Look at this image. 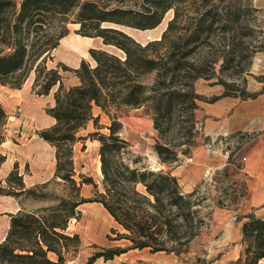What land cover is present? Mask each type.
Instances as JSON below:
<instances>
[{
	"label": "trees",
	"instance_id": "16d2710c",
	"mask_svg": "<svg viewBox=\"0 0 264 264\" xmlns=\"http://www.w3.org/2000/svg\"><path fill=\"white\" fill-rule=\"evenodd\" d=\"M189 1L21 0L17 4L16 0H0V85L22 89L35 70L33 91L36 95L48 96L59 86L54 93L55 105L46 109L55 124L38 133L56 149L54 179L26 189L15 166L5 182L0 179V196L25 197L40 202L46 195L39 189H47L52 182L64 188L62 197H53L52 206L24 210L11 216L10 230L0 244V264H70L68 258L78 256L82 241L79 234H70L68 228L71 220H80V207L89 202L82 196L85 185L95 187L93 202L101 204L124 231L117 233L116 241L130 244L128 248H102L87 264H94L101 258L105 262L112 261L129 250L176 253L178 247L187 245L197 236L194 230L202 220L196 222L198 212L192 201L196 191L185 193L171 171H153L140 166L142 158L134 157L130 143L120 135L122 123L119 121L122 108H140L150 102L154 129L163 137L176 129L174 121L183 109L189 124L183 140L158 142L155 151L162 164L170 166L180 162L179 148L186 147L183 154L187 156L196 145L194 110L196 102L204 97L195 92L193 82L206 76L202 72L194 76L178 73L183 66L181 60L189 59L195 51L192 44L213 24L206 28L201 23L196 27L186 39L181 59H176V43L170 38L176 16L161 39L146 45L117 28L154 30L169 11H177L179 5ZM209 15L208 11L202 14L201 21ZM69 24L80 25L76 31L80 36L101 38L105 45L122 50L125 59L106 51L91 50L90 55L97 64L93 68L83 61L76 70L62 63L49 69L47 61L52 59L51 54L61 39L69 34ZM62 71L74 73L79 84L66 87ZM152 75L154 83L149 86L145 80ZM180 77L189 81L183 87L178 86ZM224 86L223 97H239L232 94L227 84ZM254 97L255 94H250L246 99ZM217 100L214 98L208 103ZM95 108H100L110 118L109 126H100L101 115H94ZM8 119L0 102V145L5 141ZM90 122L94 123L96 131L81 136ZM104 128L108 129V134L100 132ZM88 139L100 143L101 190L92 177L81 175L80 182L76 179L74 147ZM209 140L206 137V141ZM246 218L244 264H258L264 258V219L253 214Z\"/></svg>",
	"mask_w": 264,
	"mask_h": 264
},
{
	"label": "rangeland",
	"instance_id": "374dc122",
	"mask_svg": "<svg viewBox=\"0 0 264 264\" xmlns=\"http://www.w3.org/2000/svg\"><path fill=\"white\" fill-rule=\"evenodd\" d=\"M16 2L19 4L21 0H16ZM207 11L210 12V15L202 22V14ZM175 16L177 18L170 38L175 40L176 43V59H181L185 51L186 39L191 33L195 32L198 25L203 23L201 25L207 28L213 24L210 30L205 31L199 41L192 44L195 47V51L190 55L189 59L181 60L183 66L180 69V73H178L181 76L187 73H189L188 76H194L197 72H202L206 76L193 82L195 92L203 96L204 100H198L196 102L197 109L194 110L197 139L196 145L188 151L191 154L194 148L210 143V140L206 141V137L203 135L200 120L204 105L217 97H206L202 95V91L208 87H215L222 88L225 93L226 86L224 85L227 84L229 86L227 88L231 89L232 94L242 99H246L248 95L252 94L248 91V82L251 76L250 71L253 59L264 50V19L259 10L254 7L253 0H190L186 4L179 5L177 11H169L162 23L154 30L142 31V33L132 31L130 30L132 28L128 27L117 28L133 37L137 42L139 41L141 44L146 45L151 41L161 39ZM110 54L125 59V53L116 47L111 49ZM186 62L189 63L187 64ZM47 64L49 69L57 68L52 62L47 61ZM89 64L93 68V65ZM34 71L31 72L23 88L27 85V87H32L33 89L34 77H36ZM61 73L63 77L70 76L67 72L64 73L62 71ZM70 78L68 77L69 80ZM145 82L152 86L154 76H149ZM188 82L187 78L180 77L178 86L183 87ZM7 92L3 91V94L10 99V96H7ZM151 106L149 102L140 108H122L119 111V121L122 123L120 135L130 143V150L134 157L142 158L140 166L157 171V168L161 169L163 164L155 151L156 144L158 142L165 143L169 140L180 142L183 140L182 136L187 134L189 124L186 120L187 113L181 109L177 116L178 118L174 121L176 129L169 131L162 137L154 129V117ZM40 111H43L42 108H40ZM8 113L9 119L5 130L9 134L12 131L16 139L21 137V132L24 130L28 134L34 133L38 128L51 122V118L43 114V112L42 119H32L26 114L21 105L9 109ZM94 115L96 117L99 116L97 112H94ZM99 124L102 127L109 126L111 120L108 116L102 114ZM95 131L94 123L90 122L88 127L81 131L80 135L87 136ZM100 132L109 133L108 129L105 128L101 129ZM219 141L221 142L220 145L223 146V150L229 151L228 163L230 165L215 173L211 181L203 182L193 191H196V195L192 199L196 203L194 209L198 212L196 222L202 220V223L198 224L197 229L194 230V232H197V236L191 242L201 237V234L205 233L209 228L214 211L219 209L239 210L244 197L248 194L245 182L241 179L242 177H239L243 168V161L240 159L242 155L240 143L232 141L229 145H226V140ZM219 141L216 143H219ZM99 148L100 143L91 139L78 142L74 147V161L77 181L80 182L81 175L92 177L99 186V190H101L103 177ZM185 150H187L186 147L178 149L180 161L182 157L186 156L183 154ZM176 165L173 164L170 167ZM39 192L46 195V198L38 202V205L41 206L40 208H45L55 203L53 197H62L64 195V188L52 182L47 189H39ZM95 192L96 189L92 185L83 187L82 196L89 202L80 207V220H71L73 231H70V234H79L82 246L76 258H68L70 264H87L88 260L100 252L102 248H117L121 247L117 246L121 244L125 245L124 248L130 246L126 241H116L117 233L123 234L124 231L101 204L93 202L96 197ZM185 246L178 247L176 253L187 250L188 247L186 248ZM52 258L55 259L54 256ZM102 260L104 259L101 258V262ZM184 264H191V261H184Z\"/></svg>",
	"mask_w": 264,
	"mask_h": 264
},
{
	"label": "crops",
	"instance_id": "0c3cea01",
	"mask_svg": "<svg viewBox=\"0 0 264 264\" xmlns=\"http://www.w3.org/2000/svg\"><path fill=\"white\" fill-rule=\"evenodd\" d=\"M253 3L264 19V0H253ZM79 28L78 24L69 25V34L61 39L58 48L52 52V59H49V62L56 67L62 63L74 70L78 69L83 61L95 67L97 64L90 55L91 50L111 53V49L115 48L105 45L101 38L78 35L76 31ZM67 73L70 76L63 77L64 85L68 88L78 85L79 79L75 74ZM250 75L248 91L256 95L254 98L223 97L224 90L215 87H208L202 91V95L206 97L218 98L214 103L204 105L200 120L203 135L210 139V143L194 148L192 153L182 157L176 166H161V169L171 171L178 178L185 193H192L200 184L211 181L215 173L230 165L229 151L223 150L219 140H226V145L237 141L241 145L240 159L243 161L239 177H242L248 189L240 209L214 211L209 228L201 234V237L186 245L188 249L184 252L151 253L149 249L129 250L112 261L102 260L101 262V259H98L94 264H184L187 260L191 261V264H244L246 262L247 244L243 233L246 217L253 214L264 219V50L254 57ZM68 77H71L70 80ZM58 87L55 86L48 96H38L32 87L27 85L22 89L0 85V102L7 114L9 109L21 105L28 116L40 120L43 117L42 112L47 115L46 109L55 105L54 93ZM3 91H8L7 96L9 95L10 99L5 97ZM94 112L98 115L103 114L100 108H95ZM50 118L51 122L38 128L34 133L28 134L26 130L21 132L19 139H16L12 131L9 134L5 130V141L0 145V179L5 182L15 166H18L26 189L54 179L57 165L56 149L38 134L41 130L55 124V120ZM218 141L219 143H216ZM40 207L38 202L25 197L0 196V244L8 235L12 215L24 210L33 211ZM70 231H73L72 223L69 224L68 232ZM117 246L124 248L125 245Z\"/></svg>",
	"mask_w": 264,
	"mask_h": 264
},
{
	"label": "built area",
	"instance_id": "2783aa9c",
	"mask_svg": "<svg viewBox=\"0 0 264 264\" xmlns=\"http://www.w3.org/2000/svg\"><path fill=\"white\" fill-rule=\"evenodd\" d=\"M258 264H264V258H262V259L258 262Z\"/></svg>",
	"mask_w": 264,
	"mask_h": 264
},
{
	"label": "water",
	"instance_id": "95a60500",
	"mask_svg": "<svg viewBox=\"0 0 264 264\" xmlns=\"http://www.w3.org/2000/svg\"><path fill=\"white\" fill-rule=\"evenodd\" d=\"M161 169L160 168H157V171H160Z\"/></svg>",
	"mask_w": 264,
	"mask_h": 264
}]
</instances>
